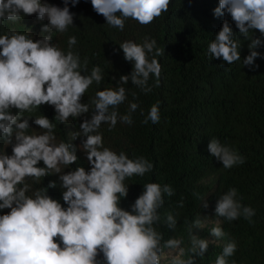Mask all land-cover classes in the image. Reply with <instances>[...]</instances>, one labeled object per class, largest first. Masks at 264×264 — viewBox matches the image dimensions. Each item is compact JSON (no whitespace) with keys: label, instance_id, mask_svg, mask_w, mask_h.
Here are the masks:
<instances>
[{"label":"clouds","instance_id":"obj_1","mask_svg":"<svg viewBox=\"0 0 264 264\" xmlns=\"http://www.w3.org/2000/svg\"><path fill=\"white\" fill-rule=\"evenodd\" d=\"M63 3L61 8L42 0H0V25L32 15L39 21L47 20L39 39H34L32 32L22 34L15 29L0 34V145L8 146L0 148V264H162L164 260L167 264H194V257H204L210 241L193 235V229H202L209 217L198 216L193 221L189 228L190 247L185 249L181 247L182 239L164 240L157 227L165 194H174L171 185L146 183L130 210L122 208L121 201L129 194L125 180L144 177L153 171L154 164L143 156L129 158L123 151L117 153L106 147L100 132L102 124L108 125L109 131L118 122L133 124L132 113L140 105L130 102L127 113L120 114L119 106L128 95L123 85L130 81L145 95L159 87L162 65L158 57L164 55L165 49L149 36L142 43L123 41L119 49L124 60L133 65L131 73L121 75L117 87L96 91L88 103H83L85 93L94 82L100 85L104 74L98 65L89 74H82L88 72V60L81 61L79 53L72 50L77 44L76 36L68 37L67 52L53 43L51 33H66L74 26V14L68 5L75 7L79 0ZM171 3L172 0H91L93 10L104 17L109 27L119 31L125 29L129 19L142 26L153 23L169 11ZM213 15H230L239 34L250 41L249 55L242 60L244 67L258 68L255 60L264 58L256 51L264 46V0H219ZM240 49L237 34L225 19L208 52L212 59H222L223 66L241 61ZM150 79H154L152 85ZM132 95L136 100V93ZM45 105L54 108V120L60 124L85 117L79 131L71 134L72 140L80 139L78 148L63 140L57 142L53 120L43 114L32 118L30 114ZM90 106L94 109L89 119ZM30 121L39 134H29L34 129ZM159 121L157 101L142 123ZM78 150L86 158L87 170L83 166L71 169L78 162ZM207 151L225 169L245 162L236 150L215 137L209 140ZM53 173L58 182L50 181L46 187L33 190L28 182L38 183ZM58 184L63 190V203L49 195V189H56ZM241 199L236 188H229L216 201V217L228 222L243 217L254 223L255 209L244 206ZM183 206L181 198L178 207ZM203 207L208 208V204L204 202ZM165 223L175 231L177 219L171 213ZM215 224L210 235L225 238L228 234L219 226L220 220ZM237 250V242L228 240L215 264H230L229 258ZM231 264L236 261L231 260Z\"/></svg>","mask_w":264,"mask_h":264},{"label":"trees","instance_id":"obj_2","mask_svg":"<svg viewBox=\"0 0 264 264\" xmlns=\"http://www.w3.org/2000/svg\"><path fill=\"white\" fill-rule=\"evenodd\" d=\"M42 2L64 7L63 0ZM218 4L219 0H172L169 11L153 23L142 26L129 19L125 29L119 31L109 27L104 17L93 10L91 0H79L75 7L71 3L68 5L74 14V26L66 33L53 32L51 35L53 43L65 52L68 51V37H77L72 50L79 53L81 61L88 60V72L82 74H89L95 65L103 70L104 80L100 85L93 83L85 93L83 103H88L96 91L117 87L120 76L131 73L133 65L124 60L120 43L125 40L142 43L145 36L156 39L157 45L165 49L164 55L158 57L162 65L160 86L145 95L130 81L124 84L128 90L127 100L118 111L124 115L130 102L138 103L140 107L132 113L133 124L118 122L111 131L106 124L100 128L106 147L117 153L123 151L129 158L143 156L154 164L153 171L144 177L133 176L125 180L129 194L121 201V207L130 210L146 183L169 184L174 194L170 197L165 194L164 206L159 210L161 221L157 226L164 240L170 237L182 239L181 247L189 248V228L193 221L198 216L209 217V221L220 220L219 226L228 235L222 239L212 237L210 229L216 225L193 229V235L210 241L204 257H194V264H215L224 244L231 239L237 242L238 250L229 258L230 264L231 260L236 264H264V58L255 60L258 68L244 67L242 60L249 55L250 41L239 34L230 15L219 18L213 15ZM225 19L232 25L241 44V61L221 66L222 59H212L208 46ZM44 24L47 21L30 25L27 17L17 22L4 21L0 25V34L15 29L22 34L31 35L32 32L36 39L40 38ZM255 35L259 36V32ZM256 51L264 57V46ZM153 83L154 79H150L149 85ZM132 93H136V100ZM157 101L160 102L159 123L143 124L144 116ZM93 109L94 106H90L87 118L90 119ZM141 109L144 115H141ZM41 114L56 124L57 142L63 140L78 148L80 139L72 140L71 134L79 131V124L85 117L60 124L54 120V108L47 105L30 115L35 118ZM30 124L34 129H30L29 134H39L40 130L35 129L37 126L31 121ZM213 137L231 146L245 162L231 169L223 168L222 163L207 151ZM7 147L0 145V148ZM7 151L11 154L10 147ZM77 156L78 162L71 169L83 166L87 170L89 166L84 154L78 150ZM40 166H43L42 162ZM50 181L58 182V176L53 173L38 183L28 182L35 190L46 187ZM229 188L238 190L244 206L255 209L254 223L243 217L232 222L216 217V201ZM61 191L58 184L56 189H49V195L63 203ZM181 198L182 208L178 207ZM204 202L208 208L203 207ZM169 213L177 219L175 231L165 223Z\"/></svg>","mask_w":264,"mask_h":264},{"label":"rangeland","instance_id":"obj_3","mask_svg":"<svg viewBox=\"0 0 264 264\" xmlns=\"http://www.w3.org/2000/svg\"><path fill=\"white\" fill-rule=\"evenodd\" d=\"M27 18H28V23L30 25H38V24H40L42 22H46L47 21V20L39 21L36 15L27 16ZM36 39H39V38L36 37ZM215 221L216 220H214V221L207 220V222L205 223L204 226L216 225ZM165 251L167 252V250H165ZM162 264H167V261L166 260L162 261Z\"/></svg>","mask_w":264,"mask_h":264}]
</instances>
